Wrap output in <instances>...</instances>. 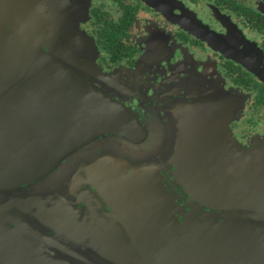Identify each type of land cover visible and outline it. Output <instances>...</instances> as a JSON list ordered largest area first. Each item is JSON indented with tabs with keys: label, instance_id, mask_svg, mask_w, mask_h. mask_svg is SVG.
<instances>
[{
	"label": "water",
	"instance_id": "obj_1",
	"mask_svg": "<svg viewBox=\"0 0 264 264\" xmlns=\"http://www.w3.org/2000/svg\"><path fill=\"white\" fill-rule=\"evenodd\" d=\"M69 1L0 0V261L49 264L23 259L24 249L44 253L24 240L56 238L67 242L43 243L48 255L102 264L86 256L89 240L95 250L110 246L101 241L111 237L110 228L87 219L99 199L80 191L94 187L121 213L123 226L112 227L114 236L137 240L143 255L114 259L121 264H264V151L243 149L228 138L218 115L196 116L184 164L175 165V183L190 193L189 212L175 208L150 165L126 162L134 170L124 164L120 169L116 148H87L62 166L107 133L139 139L134 114L101 93V82L113 83L114 77L96 64V45L79 29L83 13ZM199 32L212 47L251 67L227 41L203 28ZM85 73L100 83L88 84ZM57 191H70L76 202L60 203L65 208L55 213L46 201L63 199ZM228 209L254 219L215 218Z\"/></svg>",
	"mask_w": 264,
	"mask_h": 264
},
{
	"label": "flooded vegetation",
	"instance_id": "obj_2",
	"mask_svg": "<svg viewBox=\"0 0 264 264\" xmlns=\"http://www.w3.org/2000/svg\"><path fill=\"white\" fill-rule=\"evenodd\" d=\"M69 4L83 13L79 29L96 45L92 54L96 64L104 75L114 77L113 83L101 82V93L134 114L139 139L131 141L121 134L107 133L95 138L77 156L64 159V168L87 154V148L99 153L116 148L120 169L124 164L130 172L134 168L126 162L132 164L133 160L125 158L123 150L146 143L143 147L147 151L141 152L147 160L142 165H150L153 174L160 176L175 208L189 212L190 193L175 183V165L184 164L185 148L193 141L190 130L199 123L198 114L218 115L228 128V138L243 149L264 151V0H70ZM199 28L227 41L238 58L253 68L197 36ZM84 78L91 85L98 81L87 73ZM41 184L43 180L37 182V186ZM88 191L99 199L100 206L94 207L87 219L98 227L110 228L111 237L101 240L110 246L100 251L87 241L86 256L98 257L102 264H121L115 260L124 256L141 259L137 240L115 237L111 231L114 225L123 226L121 213L94 187L80 192ZM55 195L63 199L46 201L50 208L57 209L55 213L65 208L60 203L76 202L70 198V191H57ZM214 214L222 215V211ZM243 217L254 219L248 213L237 215L236 223H243ZM24 241V245H40L44 251L39 255L24 249L21 256L25 260L36 257L49 264H95L83 263L71 254L52 257L45 253V246L66 243L64 239ZM5 257L10 260L11 248Z\"/></svg>",
	"mask_w": 264,
	"mask_h": 264
},
{
	"label": "rangeland",
	"instance_id": "obj_3",
	"mask_svg": "<svg viewBox=\"0 0 264 264\" xmlns=\"http://www.w3.org/2000/svg\"><path fill=\"white\" fill-rule=\"evenodd\" d=\"M144 145H146V143L141 144V145H136V146H129L126 150H123L125 153L124 157L129 158L130 161L134 159L133 158L134 156L137 157L135 162L132 161V164H131L132 166L139 168L147 160V158L142 156L143 153L141 152V151H143L145 153V151H147L143 147ZM139 153H141V154H139ZM147 162H150V161H147ZM162 164L165 165L164 167H167L166 163H162ZM125 170H127V169L125 168ZM223 214L224 215L221 216L223 218L222 221H226V219H224V218L227 217L230 220H232V222L235 221V217L237 215L243 214V215L247 216V213L244 211H241L240 209H228L227 211L223 212ZM206 217L210 218L211 216L207 215ZM243 218H244L243 220L246 219V217H243ZM203 221H205V219H203Z\"/></svg>",
	"mask_w": 264,
	"mask_h": 264
}]
</instances>
